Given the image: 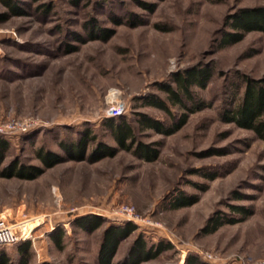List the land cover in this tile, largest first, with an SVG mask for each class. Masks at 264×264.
<instances>
[{
	"label": "rangeland",
	"instance_id": "rangeland-1",
	"mask_svg": "<svg viewBox=\"0 0 264 264\" xmlns=\"http://www.w3.org/2000/svg\"><path fill=\"white\" fill-rule=\"evenodd\" d=\"M143 1L155 3L154 10L138 0H52L53 9L42 16L35 10L38 4L31 3L28 13L0 22V121L29 124L26 131L8 134L11 145L1 166L15 156L40 164L33 151L42 145L64 155L59 141L77 138L87 128L96 135L88 151L99 141L116 146L105 125L112 117V101L123 102L121 116L127 120L139 112L165 119V112L148 104L146 97L167 98L159 85L175 84L174 75L191 66L212 68L205 87L193 86L206 105L171 134L139 128L142 141L160 142L154 160L119 149L94 162L66 159L35 179L0 177V214L45 217L33 229L34 240H44L43 249L39 256L31 245L28 264H97L103 232L107 225L125 221L117 214L124 206H133L142 220L155 224L139 221L138 229L121 242L116 262L143 233L150 242L165 239L174 247L139 264H185L190 252L211 264H261L264 141L224 121L220 111L242 96V75L264 76V32L249 31L225 46L220 41L223 29H229V14L264 5V0ZM4 9L0 4V11ZM113 13L123 21L115 23ZM128 13L138 22L131 23ZM92 17L113 29L111 36L73 39L72 31L87 34L85 22ZM67 43L76 44L77 50L65 52ZM31 131L35 136L25 140ZM214 172L220 174L207 176ZM181 191L199 198L175 207L173 198ZM236 205L247 206L251 213H239ZM86 214L105 221L91 232L75 227L73 221ZM213 214L235 221L207 231ZM60 228L62 248L50 238ZM207 253L215 257L208 259ZM19 259L18 252L11 256L13 264Z\"/></svg>",
	"mask_w": 264,
	"mask_h": 264
},
{
	"label": "trees",
	"instance_id": "trees-1",
	"mask_svg": "<svg viewBox=\"0 0 264 264\" xmlns=\"http://www.w3.org/2000/svg\"><path fill=\"white\" fill-rule=\"evenodd\" d=\"M79 3V0H73ZM38 4L35 10H40L42 16L51 12L52 0H0V4L5 8L0 11V22L7 20L11 16L22 15L28 13V8L32 4ZM139 5L153 11L155 3L138 0ZM28 7V8H27ZM33 10L34 12H36ZM32 12V11H31ZM115 23L122 22V16L112 14ZM131 23H137V18L133 17V13L127 14ZM226 25L229 29H223L221 34L220 46H225L241 40L244 35L252 30L264 32V5L243 7L236 12L231 13L226 18ZM85 30L87 34L70 31L73 39L83 41L85 38L108 39L113 29L100 25L96 17H92L85 22ZM59 31H63L60 29ZM66 32V36L70 34ZM70 37V36H69ZM76 44H66L65 52H73L77 50ZM30 68V67H29ZM6 71V70H5ZM14 73V72H13ZM212 77V68L209 66H191L172 78V82L160 84L159 88L167 94V98H162L156 94H150L146 97V102L153 105L166 114V118L155 117L145 112H139L134 120H127L123 116L108 117L105 125L110 129L111 137L116 141L117 145L108 144L105 141H99L91 151H88L91 142L96 141V135L92 134L89 128L83 130L80 136L71 140H60L59 147L64 155L59 152L42 145L36 148L33 153L40 164H34L22 160L19 156H15L9 162L1 166L7 158V152L10 149V140L8 134L0 133V177H17L21 179H35L47 168L64 161L66 159L87 160L94 162L105 156H114L119 149L133 151L138 157L151 161L159 156L160 142H144L139 138L138 130L152 129L156 132L168 135L181 128L187 121L191 112L201 109L206 105L204 99L200 98L193 90L194 85L205 87ZM244 91L242 96L235 104L223 105L220 116L224 121L234 122L237 126L249 129L254 132L256 137L264 141V76L253 77L247 74L242 75ZM174 107H178L182 112L174 111ZM138 123L139 127L135 125ZM36 132H27L24 139H31ZM220 153V152H219ZM220 172H214L207 176L214 178ZM202 187L201 189H205ZM198 194H187L181 191L173 198L175 207L191 205L198 200ZM236 211L243 215H248L251 210L245 205L233 206ZM105 219L96 214H86L77 217L73 221L75 227H79L86 232L94 231L99 228ZM235 219L223 218L219 214H213L208 218L205 230H216L225 222H234ZM138 229V224L132 221H124L122 223H111L106 226L101 244L99 247L96 262L97 264H139L142 261L149 260L159 256L162 252L172 249L174 244L165 239L157 242H150L143 233L131 243L123 260L116 262L114 256L121 242L128 238ZM63 229H57L50 236L53 243L58 247L63 246ZM31 242L23 241L18 245V255L20 257L17 264H28L30 255ZM0 264H13L11 257L5 251L0 249ZM41 264H54L44 261ZM185 264H211L204 260L197 253L190 252L186 258Z\"/></svg>",
	"mask_w": 264,
	"mask_h": 264
},
{
	"label": "built area",
	"instance_id": "built-area-1",
	"mask_svg": "<svg viewBox=\"0 0 264 264\" xmlns=\"http://www.w3.org/2000/svg\"><path fill=\"white\" fill-rule=\"evenodd\" d=\"M112 106L109 108V115L111 116H121L124 113L125 106L121 101H112ZM19 120H15L9 123H3L0 121V133L11 134L17 130L26 131L29 129V124L22 126ZM30 214V212H29ZM28 213H21V215L14 219L8 217L3 213L0 214V248L15 246L22 241L32 240L34 241L35 236L33 234V229L41 223L45 222V217L41 218L39 216H29ZM125 221H133L139 223V221H144L147 224L154 225L153 220H142L133 206L120 207L117 213ZM208 259H213L215 256L213 254L207 253ZM261 264H264L261 263Z\"/></svg>",
	"mask_w": 264,
	"mask_h": 264
},
{
	"label": "crops",
	"instance_id": "crops-1",
	"mask_svg": "<svg viewBox=\"0 0 264 264\" xmlns=\"http://www.w3.org/2000/svg\"><path fill=\"white\" fill-rule=\"evenodd\" d=\"M42 235L43 234H39L38 236H37V239L38 238H41L42 237ZM27 241V240H26ZM30 241V240H29ZM23 242V241H22ZM21 242V243H22ZM20 244V243H19ZM19 244H17V245H15V246H8V247H2V248H0V249H2V250H5L8 254H9V256L11 257V256H15L16 254H17V249H18V245ZM41 244H44V240L43 239H41V241L40 242H38L37 243V241L36 240H34V241H31V245H33L34 246V249H33V251L34 250H36V252H37V254L40 256V254H41V248L43 249V245H41Z\"/></svg>",
	"mask_w": 264,
	"mask_h": 264
}]
</instances>
